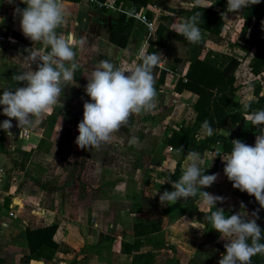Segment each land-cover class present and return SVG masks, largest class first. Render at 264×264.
I'll return each mask as SVG.
<instances>
[{
    "label": "crops",
    "instance_id": "1",
    "mask_svg": "<svg viewBox=\"0 0 264 264\" xmlns=\"http://www.w3.org/2000/svg\"><path fill=\"white\" fill-rule=\"evenodd\" d=\"M60 2L66 10V23L57 29V32L65 36L74 34L76 42L74 62L78 64V68L72 84L67 85L63 93V100L70 105L75 103L83 108L84 102L90 100L84 91L86 77L90 76L100 61L110 60L121 69H129L137 63L136 57L142 50L146 53L158 51L163 55L160 65L153 71L154 87L157 92L155 109L147 114L133 115L134 122L130 131L124 133L119 130L113 138L120 140L122 137L131 139L135 136L144 140L147 133L157 145L149 151L145 167L146 185L142 183L144 182L142 177L140 180L135 181L133 178L128 182L112 180L109 184L101 180L90 185L82 182L83 189L79 196L73 195L75 199L70 200L64 198V192L67 193L69 188L74 193L77 192L79 182L64 180L62 175L56 172L55 146L51 142L54 132L49 138L43 137L45 135L41 123L20 129L13 118L11 137L0 129V264H218L225 252L226 242L211 229L209 221L205 222L198 214L191 215L190 212L194 209L184 207V204L168 209L171 204L166 206L159 202V193L171 191V180L168 176L179 158L176 149L166 145L164 140L171 130L176 131L179 125L192 122L196 94L179 88L180 84L176 88L178 80H185L188 66L183 42L179 38H172L168 49H157L155 40L161 33V28L171 30L183 20L187 13L184 6L196 4V0H155L156 3L149 0L137 9L128 2L116 0L92 2L60 0ZM200 2L206 3L211 0ZM226 3L227 0H215L211 7H206L214 11L221 10L223 23L218 35L201 29L203 39L199 44L207 50L227 52L225 49L229 48L225 47L228 38L221 37L223 30L228 28L229 32V25L234 22L242 24L241 13L225 15ZM152 4L156 5V11L151 9ZM24 6L20 0H14L13 4H9L7 0H0V17L4 18L3 23H0V94L5 87L14 90L16 87L24 86L23 82L13 81L12 77L24 71L22 67L25 56L29 54L27 50L32 48L41 54L47 51L42 44H32L22 34L19 16L14 14V8ZM254 6L252 5L251 10ZM140 9L144 11L149 21L153 20L151 30H147L141 21L131 16ZM119 14L132 18L123 48L107 40L109 28L119 22ZM248 32L249 29L244 35L239 34L243 36L241 39L248 40ZM238 40L240 41V37ZM235 43L239 47L241 58L229 54L238 59L241 70L249 77L251 74L248 72L247 63L253 54V48L250 42L245 44L250 45V49H246L243 44ZM244 51L247 53L245 57ZM242 57L247 59L246 62H243ZM32 69H36L35 63L32 64ZM259 75L256 76L257 79ZM239 88L240 81L237 91ZM262 89L263 87L261 93L264 92ZM247 99L250 97L240 98L238 101L243 103ZM66 104H63V107ZM2 107L0 106V122L9 119L3 114ZM248 115L249 113L243 115L240 126L244 133L258 129L248 124ZM235 129L233 124L224 125L216 132L222 135L229 134L232 142V139H235V135H232ZM255 136L256 134L251 144H246L254 145ZM42 139L43 142L39 144ZM220 147L219 143H215L201 155V166L206 171L205 174H217L216 182L210 187H202L201 190L223 197L224 187L228 186L232 189L234 204L223 208L225 214L242 213L246 218L259 221L264 217V208H261L256 200L254 205H251L250 199L242 201L236 195L237 189L232 187V182L226 181L217 169L219 159L214 149L222 152ZM222 153L230 155L229 152ZM187 154L179 163L177 179L181 175ZM131 165L134 166L135 163ZM31 169L34 171L30 172ZM40 170L45 172L43 178H39ZM54 185L56 189H52ZM105 186H110V189L103 190ZM116 187L117 190H114ZM155 191L157 194L152 195ZM32 193L35 194L33 197L35 204L29 202ZM27 197L30 199L27 200ZM187 204L193 205L198 212L208 211L199 192L188 198ZM211 210L215 211V208ZM253 212H256L258 218L252 216ZM135 223L151 224L152 231L145 236L134 237ZM48 224H57L59 227L56 235L57 248L49 260L33 259L29 256L24 242V228ZM142 254H146L145 257Z\"/></svg>",
    "mask_w": 264,
    "mask_h": 264
},
{
    "label": "clouds",
    "instance_id": "2",
    "mask_svg": "<svg viewBox=\"0 0 264 264\" xmlns=\"http://www.w3.org/2000/svg\"><path fill=\"white\" fill-rule=\"evenodd\" d=\"M7 2L13 4L14 0ZM20 2L25 6L15 7L14 14L19 16L22 34L32 44H42L47 51L41 54L32 48L27 50L29 54L25 56L22 67L24 71L12 77L15 82H23L24 86L14 90L5 87L0 94L2 112L9 118L0 122V129L9 137L12 136L10 129L13 126V118L20 129L31 127L40 124L55 108L63 107L64 89L72 84L78 68V64L74 62V34L65 36L57 32V29L66 23V10L60 0ZM260 2L261 0H227L225 15L242 13L251 5ZM214 3L215 0L206 3L196 0L194 5H185L184 9L192 14L171 30L183 36L190 44H199L203 39L200 27L202 12H192V9L211 7ZM3 20L4 18L0 17V23H3ZM162 57L158 51L146 53L142 50L136 57L137 63L129 69H121L110 60H102L94 67L90 76L86 77L87 84L84 87L90 100L84 102L83 117L77 125L79 134L75 143L79 148L99 149L102 145L111 143L114 135L122 127L128 126L133 115L147 114L155 109L157 92L153 71L160 65ZM33 63L36 64L35 70L32 69ZM251 109L250 100L241 105L242 111L249 112L248 124L260 129V133L256 134L254 145H248L240 139L232 140L230 155L222 159L225 162L223 173L232 182L233 188L253 196L259 206L264 208V109ZM201 129L207 137L214 133L208 120L202 123ZM128 143L129 146H134L138 143V138L133 136ZM175 151L177 156H180L183 149L179 147ZM201 164L200 153L189 152L180 177L171 181V191L159 193V202L168 206L187 200L199 192L203 204L210 211L207 220L211 229H214L222 240L227 241L224 244L225 252L218 264H252V257L258 254L264 256V243H261V240H264V230L256 223V219L246 218L242 213L225 215L224 209L216 206L217 202L222 203L224 198L201 189L212 186L217 180V174H205ZM172 175L174 170L170 177ZM156 194V191L152 193ZM213 208L215 211H211ZM252 216L257 217L256 212H253Z\"/></svg>",
    "mask_w": 264,
    "mask_h": 264
},
{
    "label": "trees",
    "instance_id": "3",
    "mask_svg": "<svg viewBox=\"0 0 264 264\" xmlns=\"http://www.w3.org/2000/svg\"><path fill=\"white\" fill-rule=\"evenodd\" d=\"M123 1L130 3L137 9L139 6L145 5L149 0H116V2ZM252 5L241 13L242 24L239 32L244 35L246 30L248 32V40L253 48V54L250 57L247 67L252 77H256L264 72V0L259 4ZM201 11L202 20L200 23L201 29L218 35L223 25L221 21V10L214 11L210 8L194 7L192 12ZM192 13L187 12L185 17ZM119 22L117 25L110 27L107 33L108 42L114 44L119 48H123L128 37V28L132 23V18L125 17L123 14L118 15ZM253 19V20H252ZM252 21V22H251ZM161 32V33H160ZM160 34L157 35L155 46L157 49H168L172 38L181 40L186 47L185 56L188 62L185 73V80H178L176 88L186 89L196 94V100L193 105L194 119L192 122L181 124L177 130H171L168 137L165 138L164 143L171 148L177 149L181 147L183 152L179 156L174 165V175L170 180H176L178 174V167L181 159L189 152L196 151L203 154L204 151L209 150L210 145L219 143L222 152L231 153L232 142L230 136L218 134L217 129L224 125H235V130L232 135L235 139H240L244 143L251 144L253 142L254 134H259L260 129L253 132H246L240 129L243 122V115L249 112L241 110V105L244 102L252 101V109H264V92L261 93V85L256 81L250 82L252 98L247 99L243 103L235 100V93L239 86L237 82V72L240 68L238 59L225 51H216L205 49L202 44H190L183 36L177 35L175 32L161 28ZM208 120L211 124L214 133L211 137L203 134L201 125ZM54 119H51L49 124L43 127V137L48 134L47 131L51 128ZM133 117L130 118L128 126L122 127L120 130L128 133L133 127ZM48 127V129H47ZM43 142V139L39 141ZM172 170V171H173ZM49 188V187H48ZM50 189V188H49ZM56 189V186H52ZM172 190V187H170ZM236 195L243 201L250 199L251 205H254L255 198L246 192L240 190L235 191ZM184 204V207L193 208L191 215L198 214L207 221V216L210 215L208 210L206 213L198 212L193 205L187 204V200L178 201L175 204L168 206V209ZM212 211V210H211ZM225 215H230L229 213ZM264 230V225H259ZM59 227L57 224H48L34 228H24L23 238L29 256L33 259H51L57 248V233ZM151 224H133V236L139 237L147 235L151 232ZM264 243V240H261ZM146 254H142L145 257ZM252 264H264V256L256 255L252 257Z\"/></svg>",
    "mask_w": 264,
    "mask_h": 264
},
{
    "label": "rangeland",
    "instance_id": "4",
    "mask_svg": "<svg viewBox=\"0 0 264 264\" xmlns=\"http://www.w3.org/2000/svg\"><path fill=\"white\" fill-rule=\"evenodd\" d=\"M240 26V22L230 24L229 32L228 28H225L221 37L228 38V47L226 46L225 48L229 49L225 50L228 53L235 54L241 58L238 50L239 47L235 42L246 46L245 44L249 41L245 38L241 39L243 36H239ZM238 37H240V41L238 40ZM230 39L232 41H230ZM246 49H250V45L246 46ZM245 55H247L246 51H244V57ZM167 60H169V58ZM242 60L243 62H246L247 59L244 58ZM237 75V82L240 81V88L236 94L237 100L240 98H252V94L250 95L251 87L249 85L252 81H256L263 87L262 90H264V72L261 73L257 79V77H248V74L240 68ZM247 95L250 96L247 97ZM65 103L67 104L64 107L52 110L51 114H48L41 122L42 127H45L49 124L51 119H54L51 128L47 131L48 134L46 135V138H49L50 134L54 132V137L51 138V142L55 146L54 163L57 165L56 172L59 173V175L61 174L64 180H77L79 182V185L76 188L77 192L74 193L69 188L67 193L64 192V198L67 197L72 200L75 199L74 196H79L81 189H83L82 182H86L90 185L96 183L97 180H101L104 181L105 184H109L112 180H125L128 182L133 178L135 181L140 180L142 177L144 180L142 183L146 185L145 181L147 180V171L145 167L149 159V151L157 145L156 142H153V140L150 139V136L146 133V138H144V140L138 139V143L134 146H129L128 141L130 139L128 137H122L120 140L113 139L111 143L104 144L99 149H81L75 143V139L79 134L77 125L83 117V108L81 106H77L75 103L70 105L65 101L63 104ZM116 142H118L119 145H117ZM131 160L136 161L132 162ZM131 162L135 163V165L132 166ZM68 163L71 164L67 165ZM31 171L34 170L31 169L30 172ZM44 173V171H38L39 178H43ZM109 187L110 186H105L103 190L107 191L110 189ZM63 189L64 188H62V190ZM114 190H117V187ZM223 191L224 193L222 196H225V199L222 203L217 202L216 206L220 208L232 206L234 204L232 189L225 186ZM33 197H35L34 193H32V199L29 201L31 204H35ZM29 199L30 197H27V200ZM30 210H32V208H30ZM256 223L258 225H264V217H261ZM101 237L103 236L101 235ZM225 242L227 243V241Z\"/></svg>",
    "mask_w": 264,
    "mask_h": 264
},
{
    "label": "built area",
    "instance_id": "5",
    "mask_svg": "<svg viewBox=\"0 0 264 264\" xmlns=\"http://www.w3.org/2000/svg\"><path fill=\"white\" fill-rule=\"evenodd\" d=\"M89 2H92L93 0H88ZM99 5H101V4H99ZM151 9L152 10H154V11H156L157 10V7H156V5H154V4H152L151 5ZM131 16L132 17H134V18H136L137 20H139V21H141L144 25H145V27H146V29L147 30H151L152 29V23H153V20H148L146 17H145V13H144V11L142 10V9H140V10H137L136 12H133L132 14H131ZM232 139V138H231ZM233 140V139H232ZM254 143H255V141H254ZM210 146H212V145H210ZM214 152H215V154H218V159H219V161H218V164H217V169L223 174V176H224V178H225V180L226 181H229L228 179H227V177L224 175V173H223V167H224V161L222 160V159H226L227 157H228V155L227 154H225V153H222V152H219V151H217V150H215L214 149ZM230 182V181H229Z\"/></svg>",
    "mask_w": 264,
    "mask_h": 264
}]
</instances>
